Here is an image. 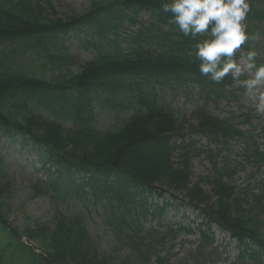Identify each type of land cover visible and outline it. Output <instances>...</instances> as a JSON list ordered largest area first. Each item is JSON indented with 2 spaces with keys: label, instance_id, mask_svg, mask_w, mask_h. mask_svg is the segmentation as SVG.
Segmentation results:
<instances>
[{
  "label": "trees",
  "instance_id": "1",
  "mask_svg": "<svg viewBox=\"0 0 264 264\" xmlns=\"http://www.w3.org/2000/svg\"><path fill=\"white\" fill-rule=\"evenodd\" d=\"M166 2L170 0H111L106 4H93L85 14L62 21L49 17V12L54 14L55 11L51 0H0V46L30 38H38L39 46L42 39H58L59 35L86 26H95L100 36L104 22L112 15L119 24L129 21L136 25V15L141 10L148 11L152 20L149 26L141 24L129 38L131 48L127 53L115 42L113 48L100 51L76 75L68 73L64 84L0 72V128L42 150L45 163L51 164L48 170L55 169L46 186L58 195L63 193V186L74 188L75 181H81L80 187L91 190L94 198H106L119 206L131 198L143 197V203L145 196L164 197L160 194L167 191L159 186L183 193L199 212L198 218L207 229L217 226L237 241L240 259L247 257L253 264H261L264 257V190L255 194L249 188L234 185L238 167L231 168L226 159L224 167L213 163L206 178L192 182V147L197 138L205 139L209 146L214 145L218 153L227 151L233 142L244 140L248 156L245 159L263 164L264 153L254 138L242 132L232 119H220L206 107H198L190 119L185 120L188 132L183 133L186 129L178 123L175 113L160 103L155 91L145 92L142 85L135 82L191 77L208 102L212 96L213 101L218 100L227 87L234 84L230 74L219 84L200 74L194 45L208 36L201 35L195 40L185 37L178 26L170 22L172 14L163 11L162 5ZM248 2L250 11L246 23L251 35L258 28L256 23H264V12L259 9V0ZM128 11L132 16H128ZM113 28L118 30L119 25ZM69 60V56H61L62 62ZM50 62L55 64L57 60L50 56ZM126 79L136 84L137 94L131 83L129 86L135 101L133 113L118 129L99 131L95 102L102 93L112 97L126 95L128 92L123 84ZM59 93L61 95L52 102L68 108L65 116L70 118L71 128L27 112V101L19 100V97L36 95L41 101L44 94ZM11 102L10 109L15 113L11 110L6 113L3 106ZM55 174L54 179L51 176ZM4 175L0 157V239L3 244L0 245V264H7V255L11 258L10 264H169L166 250H156L151 232L144 233L139 243L137 238L127 236L134 248V258L118 260L102 252L84 219L78 215L61 218L54 228L36 224L35 229H27L22 236L11 228L2 211V201L6 197L2 183ZM204 186L210 189L204 191ZM165 208L158 207L153 217H161ZM123 224L131 229L126 220ZM168 228L169 236L174 239L176 232ZM24 237L42 239L46 252L36 253L22 241ZM209 241L205 236V242Z\"/></svg>",
  "mask_w": 264,
  "mask_h": 264
},
{
  "label": "rangeland",
  "instance_id": "2",
  "mask_svg": "<svg viewBox=\"0 0 264 264\" xmlns=\"http://www.w3.org/2000/svg\"><path fill=\"white\" fill-rule=\"evenodd\" d=\"M110 1L51 0L55 11L54 14L49 12V17L66 21L90 11L93 4H106ZM259 2L261 3L259 9L264 12V0ZM129 15L132 16L128 11ZM136 17V25L129 21L119 24L116 16L112 15L109 21L104 22L105 26L100 36L95 26H86L69 31L65 35H59L58 39L51 37L42 39L39 46L38 38L24 39L0 46V72L64 84L68 80V73L76 75L81 67L93 61L100 51L113 48L115 42L123 52L127 53L131 48L129 38L139 30L141 24L145 26L152 24L150 13L146 10L139 11ZM114 25H119L118 30L113 28ZM255 25L258 28H255L254 34L250 36L258 38L249 39L244 44L245 50H238V54L240 51L246 53L255 49L258 52L256 64L259 66L264 64V23ZM60 55L69 56L70 60L64 63ZM50 56L54 57V61L57 60L55 64L50 62ZM246 78L247 75H244L240 80ZM194 81L191 77L135 80L142 85L145 92L155 91L160 103L175 113L183 129L188 128L186 121L198 107H206L210 113L220 119H232L243 132L254 137L264 153V114L255 113L252 102L244 96V89L239 82H234L232 86L227 87L218 100L213 101L212 96V100L208 102ZM130 83L134 93L137 94L136 84L126 79L123 81L128 92L126 95L112 97L102 93L99 100L95 102L99 131L118 129L133 113L132 107L135 101L133 92L129 90ZM57 95L61 93L44 94L40 98L42 102L36 95L33 98L19 97V100L27 101L29 106L27 112L36 113L44 119L56 121L71 128L70 118L65 116L68 108L64 104L52 102ZM66 96L70 99V95ZM45 102H48V105ZM12 104L13 102L3 106V111L8 113ZM61 107L64 109H60ZM11 112L15 113L14 110ZM187 132L188 129L183 131V133ZM192 139L195 141V136ZM241 141L233 142L227 151L218 153L214 145L209 146L205 139L197 138L196 144L192 147L194 156L192 182L197 183L206 178L211 173L213 163L224 167V159H226L231 168L238 167L233 178L234 185L242 189L249 188L255 194L261 193L264 190V163L256 164L253 159L247 161L245 141ZM0 157L5 168L2 183L6 194L2 201V211L11 228L17 230L22 236L27 229H35L36 224L54 228L61 218L78 215L84 219L89 233L100 250L118 260L125 257L134 258V248L130 244L128 235L133 239L137 238L136 241L139 243L144 233L151 232L156 250L163 248L166 250L169 264H253L247 257L239 259L238 245L236 242H230L227 235L222 234L217 228L209 230L207 226L201 224L202 220L198 219L199 213L184 198L183 193L159 186L163 191H167L166 194H160L164 197L145 196L143 203L141 201L143 197L131 198L124 200L119 206L106 198H94L91 190L80 187L81 181H75L74 188L61 183L71 190L63 186V193L58 195L46 186L51 172H55V169L48 170L51 164L45 163L42 150L26 142L21 136L2 128H0ZM51 177L55 179L57 174ZM203 188L204 191L210 189L208 186ZM165 204H167L166 208ZM158 207L165 210L161 217L157 215L153 217ZM146 211L148 215H145ZM123 220H126L131 229L123 224ZM168 227L176 232L174 239L169 236ZM182 229H188L191 233L183 232ZM205 236L212 237L209 243H205ZM22 241L34 248L36 253L46 252L42 239L29 240L24 237ZM6 261L7 264L11 263L9 255ZM262 264H264V258Z\"/></svg>",
  "mask_w": 264,
  "mask_h": 264
},
{
  "label": "clouds",
  "instance_id": "3",
  "mask_svg": "<svg viewBox=\"0 0 264 264\" xmlns=\"http://www.w3.org/2000/svg\"><path fill=\"white\" fill-rule=\"evenodd\" d=\"M171 13L170 22L177 25L185 37L198 41L194 47L199 60V72L219 84L229 74L244 89L257 115L264 114V64L257 66L258 52H237L249 39L246 18L250 11L248 0H170L162 5ZM246 79L240 80L241 76Z\"/></svg>",
  "mask_w": 264,
  "mask_h": 264
}]
</instances>
